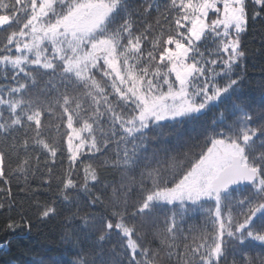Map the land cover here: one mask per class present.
<instances>
[{"label":"snow or ice","instance_id":"1","mask_svg":"<svg viewBox=\"0 0 264 264\" xmlns=\"http://www.w3.org/2000/svg\"><path fill=\"white\" fill-rule=\"evenodd\" d=\"M257 18L264 0H0V180L39 174L68 209L38 205L60 246L30 264H264Z\"/></svg>","mask_w":264,"mask_h":264},{"label":"trees","instance_id":"2","mask_svg":"<svg viewBox=\"0 0 264 264\" xmlns=\"http://www.w3.org/2000/svg\"><path fill=\"white\" fill-rule=\"evenodd\" d=\"M241 47L246 55L242 61V68L246 72L245 90L257 87L260 79L264 76V20L257 18L249 20V27L242 35ZM55 134V128H52ZM67 167L66 159L59 157L53 166L54 171H62ZM101 179L105 182L113 179L112 173L102 172ZM10 195L0 192V202L5 207L0 209V244L8 242V251L0 253V264H30L33 259H38L45 250L56 249L60 246L57 223L60 217L41 222L38 218L39 207L45 203H55L57 210L67 214V206L58 196L56 182L51 185H43L39 179H11L10 185H4L0 180V188H9ZM9 204L11 205L9 207ZM22 214H26L33 223L29 232L18 228L15 232L6 231L5 226L9 218L19 220ZM19 234V236H18Z\"/></svg>","mask_w":264,"mask_h":264},{"label":"bare ground","instance_id":"3","mask_svg":"<svg viewBox=\"0 0 264 264\" xmlns=\"http://www.w3.org/2000/svg\"><path fill=\"white\" fill-rule=\"evenodd\" d=\"M18 236H19V234H18ZM3 244H4V243H3ZM0 245H2V244H0ZM4 251H8V247L5 248V249H3V250H0V253H1V252H4Z\"/></svg>","mask_w":264,"mask_h":264}]
</instances>
